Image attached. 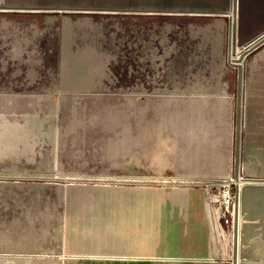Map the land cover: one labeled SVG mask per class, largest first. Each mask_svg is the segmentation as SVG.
Instances as JSON below:
<instances>
[{
    "label": "rangeland",
    "instance_id": "rangeland-1",
    "mask_svg": "<svg viewBox=\"0 0 264 264\" xmlns=\"http://www.w3.org/2000/svg\"><path fill=\"white\" fill-rule=\"evenodd\" d=\"M4 2L56 8H0V190L183 186L206 190L207 203L230 191L234 215L238 69L228 62V15L69 8L166 10L190 0ZM260 48L244 60V93ZM73 57L89 62L88 77ZM245 106L246 94L241 175L264 179L255 141L264 131L247 129ZM210 205L231 262L232 215L224 197Z\"/></svg>",
    "mask_w": 264,
    "mask_h": 264
},
{
    "label": "crops",
    "instance_id": "crops-1",
    "mask_svg": "<svg viewBox=\"0 0 264 264\" xmlns=\"http://www.w3.org/2000/svg\"><path fill=\"white\" fill-rule=\"evenodd\" d=\"M190 1L195 5L167 10L233 16L232 0ZM234 18L237 46L242 47L264 33V0H236ZM258 48L245 81L250 132L264 131V43L247 56ZM82 58L73 57L70 65L88 77L90 65ZM255 138L262 146L264 136ZM251 184L241 190L240 264H264V190H257L264 189V182ZM207 196L206 190L183 186L0 190V264H231L228 241L218 236V242L212 233Z\"/></svg>",
    "mask_w": 264,
    "mask_h": 264
},
{
    "label": "water",
    "instance_id": "water-1",
    "mask_svg": "<svg viewBox=\"0 0 264 264\" xmlns=\"http://www.w3.org/2000/svg\"><path fill=\"white\" fill-rule=\"evenodd\" d=\"M233 9L235 11L236 0H232ZM6 9H50L56 7H46V6H0ZM70 9H115L118 11H149V12H178V13H201V14H212V13H223L215 11H202V10H157V9H134V8H86V7H69ZM234 30V24L230 20L229 28V49H228V62L235 68L238 69V80H237V101H236V125H235V176L240 178L242 169V135H243V123H244V60L246 56L252 52L254 49L259 47L264 43L263 38L259 39L257 42H249L244 47V50L240 53L237 60L232 59V53L237 54L238 47L236 42V35ZM260 37V36H259ZM252 44V45H251ZM252 182H264V179H254L249 178ZM251 183V182H249ZM242 186L236 185V194L240 195ZM236 207L235 220H234V241H233V264H240V220H239V199Z\"/></svg>",
    "mask_w": 264,
    "mask_h": 264
},
{
    "label": "bare ground",
    "instance_id": "bare-ground-1",
    "mask_svg": "<svg viewBox=\"0 0 264 264\" xmlns=\"http://www.w3.org/2000/svg\"><path fill=\"white\" fill-rule=\"evenodd\" d=\"M232 10H233V16L231 17V21L233 22V24H235V18H234V9H233V3H232ZM235 30V29H234ZM235 33V32H234ZM254 40V39H253ZM252 40V41H253ZM257 42V41H256ZM238 47V52H237V54L235 55V54H233L232 53V59L233 60H237L238 58H239V55H240V53L244 50V46H237ZM230 64V63H229ZM231 65V64H230ZM79 175V174H78ZM77 176V175H76ZM75 176V177H76ZM79 176H81V175H79ZM73 177H74V175H73ZM78 177V176H77ZM84 177H85V175H84ZM88 178V177H87ZM210 180H212V179H210ZM224 181V180H223ZM215 182V181H214ZM229 182L230 183H232V184H235V185H240V186H243V184L245 183V182H252V181H249V179H246V178H244L243 176H240V178L238 179V178H236V176H235V173H234V176H232V177H230L229 178ZM224 183V182H223ZM216 197V198H215ZM220 197H224V203H225V207L227 208V209H229V212L231 213V215H232V217L229 219V221L231 222V223H233L234 222V220H235V213H236V207H237V200L239 199V220H240V202H241V191H240V195H239V198H238V195L235 193V209H234V215H233V212H232V203H233V197H232V192H230V191H227L225 194H223V195H219V196H210L209 197V201H208V203H207V207H209V209H210V217H211V219H210V221H211V225H212V231H213V235H214V237H215V239L219 242V239H218V227H217V215L215 214L214 215V213L213 212H211V202H213V201H219L220 200ZM240 224V223H239ZM233 241H234V223H233ZM213 242H215L214 240H213ZM215 244V243H214ZM219 247V246H218ZM231 264H233V249H232V261H231Z\"/></svg>",
    "mask_w": 264,
    "mask_h": 264
},
{
    "label": "built area",
    "instance_id": "built-area-1",
    "mask_svg": "<svg viewBox=\"0 0 264 264\" xmlns=\"http://www.w3.org/2000/svg\"><path fill=\"white\" fill-rule=\"evenodd\" d=\"M263 36H264V33L261 34L260 37H259V36L256 37V38L254 39L255 41H254V42L252 41V42H253L252 44H254V43H255L256 41H258L259 39L263 38ZM252 44H251V45H252Z\"/></svg>",
    "mask_w": 264,
    "mask_h": 264
}]
</instances>
